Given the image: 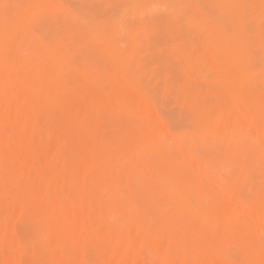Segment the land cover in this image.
<instances>
[{
	"label": "rangeland",
	"instance_id": "obj_1",
	"mask_svg": "<svg viewBox=\"0 0 264 264\" xmlns=\"http://www.w3.org/2000/svg\"><path fill=\"white\" fill-rule=\"evenodd\" d=\"M12 1L0 264H264V0Z\"/></svg>",
	"mask_w": 264,
	"mask_h": 264
},
{
	"label": "bare ground",
	"instance_id": "obj_2",
	"mask_svg": "<svg viewBox=\"0 0 264 264\" xmlns=\"http://www.w3.org/2000/svg\"><path fill=\"white\" fill-rule=\"evenodd\" d=\"M13 1H14V0H13ZM13 1H12V2H13ZM40 1H42V0H40ZM50 1H51V0H50ZM59 1H61V0H59ZM128 1H129V0H128ZM261 1H262V0H261ZM12 2H11V3H12ZM135 2H136V1H134V3H135ZM152 2H153V1H152ZM257 2H258V1H257ZM262 2H263V1H262ZM45 3H46V2H45ZM59 3H60V2H59ZM134 3H133V5H134ZM170 3H172V2H170ZM212 3H213V2H212ZM212 3H211V4H212ZM230 3H231V2H230ZM258 3H259V2H258ZM62 4H63V3H62ZM151 4H153V3H151ZM151 4H150V6H151ZM206 4H207V3H206ZM233 4H234V3H233ZM255 4H256V3H255ZM259 4H260V3H259ZM30 5H31V4H30ZM148 5H149V4H148ZM187 5H188V4H187ZM64 6H65V5H64ZM190 6H191V5H190ZM219 6H221V5L219 4ZM222 6H223V5H222ZM225 6H226V5H225ZM46 7H47V6H46ZM227 7H228V6H227ZM258 7H259V6H258ZM258 7H257V9H258ZM261 7L263 8L264 5L261 6ZM17 8H18V6H17ZM37 8H38V7H37ZM235 8H236V7H235ZM41 9H43V8H41ZM66 9H67V8H66ZM260 9H261V8H260ZM18 10H19V9H18ZM26 11H27V10H25V11H23V12H21V13H24V12H26ZM36 11H38V10H36ZM261 11H262V10H261ZM28 12H29V10H28ZM28 12H26V13H28ZM263 12H264V10H263ZM21 13H20V14H21ZM26 13H24L23 15L25 16ZM259 13H260V12H259ZM16 14H17V13H16ZM231 14H232V13H231ZM241 14H242V13H241ZM262 14H263V13H262ZM17 15L20 17V19H21V18L24 19L23 16H20L19 14H17ZM17 15H16V16H17ZM28 16H29V15L26 14L25 17H28ZM31 16H32V15H31ZM234 16H235V15H234ZM29 17H30V16H29ZM262 17H263V16H262ZM86 18H87V17H86ZM114 18H115V17H114ZM4 19L6 20V18H4ZM197 20H198V19H197ZM225 20H226V19H225ZM12 21H13V20H12ZM17 21H18V20H16V22H17ZM192 21H193V20H192ZM233 21H234V19H233ZM5 22H6V21H5ZM13 22H14V21H13ZM19 22H20V20H19ZM50 22H51V21H50ZM53 22H54V21H53ZM92 22H93V21H92ZM6 23H7V22H6ZM112 23H113V22H112ZM7 24H8V23H7ZM7 24H6V25H7ZM20 24H21V23H20ZM55 24H56V23H55ZM91 24H92V23H91ZM91 24H90V25H91ZM109 24H110V23H109ZM236 24L238 25L237 22H236ZM3 25H4V24H3ZM54 26H55V25H54ZM54 26H52V28H53ZM56 26H57V24H56ZM88 26H89V25H88ZM58 27H59V26H58ZM62 27H63V26H62ZM64 27H65V26H64ZM90 27H91V26H90ZM116 27H117V26H116ZM66 28H67V27H66ZM91 28H93V27H91ZM54 29H55V28H54ZM60 29H61V28H60ZM60 29H59V30H60ZM66 30H67V29H66ZM71 30H73V29H71ZM92 30H93V29H92ZM136 30H137V29H136ZM234 30H236V29H234ZM48 31H49V30H48ZM48 31H47V32H48ZM53 31H54V30H53ZM100 31H102V30H100ZM100 31H99V32H100ZM51 32H52V30H51ZM54 32H56V31H54ZM240 32H241V31H240ZM38 33H39V32H38ZM57 33H58V32H57ZM59 33H60V32H59ZM61 33H62V32H61ZM68 33H70V30H69ZM238 33H239V32H238ZM34 34H36V32H35ZM46 34L49 35V33H46ZM64 34H65V33H64ZM95 34H96V33H95ZM36 35H37V34H36ZM54 35H55V34H54ZM37 36H38V35H37ZM37 36H35V37L37 38ZM56 36H59V35L57 34ZM63 36H64V35H63ZM74 36H76V35H74ZM1 37H2V36H1ZM1 37H0V38H1ZM45 37H47V35H45ZM59 37H60V36H59ZM65 37H66V36H65ZM102 37H103V36H102ZM63 38H64V37H63ZM63 38H62V39H63ZM132 38H133V37H132ZM242 38H243V34H242V35H239V36L236 38V40H237V41H240V40H242ZM47 39H48V38H47ZM64 39H65V38H64ZM98 39H100V37H99ZM68 40L70 41V38H69ZM75 40H76V38H75ZM236 40H235V41H236ZM96 41H97V38H96ZM76 42H77V41H76ZM97 42H98V41H97ZM99 42H100V41H99ZM99 42H98V43H99ZM240 42H241V41H240ZM216 43H218V42H216ZM104 44H105V43H104ZM117 44H118V43H117ZM220 44H221V43H219V46H220ZM20 45H21V44H20ZM214 45H215V44H214ZM216 46H217V45H216ZM234 46H236V45H234ZM68 47H69V46H68ZM223 47H224V46H223ZM226 48H227V47H226ZM75 49H76V48H75ZM134 49H135V48H134ZM205 49H207V48H205ZM228 49H232V48H228ZM68 50H70V48H69ZM87 50H88V49H87ZM107 50H108V49H107ZM110 51H111V50H110ZM225 51H226V50H225ZM228 51H229V50H228ZM226 52H227V51H226ZM226 52H225V53H226ZM49 53H50V52H49ZM81 53H82V52H81ZM180 53H181V52H180ZM228 53H229V52H228ZM231 53H232V52H231ZM231 53H229V54H231ZM133 54H134V53H133ZM182 54H183V53H182ZM202 54H203V53H202ZM134 55H135V54H134ZM51 56H52V55H51ZM110 56H111V55H110ZM225 56H226V55H225ZM229 56H230V55H229ZM24 57H25V56H24ZM53 57H54V56H53ZM53 57H52V58H53ZM22 58H23V57H22ZM52 58H51V59H52ZM24 59H25V58H24ZM206 59H207V58H206ZM25 60H26V59H25ZM53 60H55V59H53ZM56 60H58V59H56ZM56 60H55V62H56ZM80 60H81V59H80ZM114 60H115V59H114ZM207 60H209V59H207ZM216 60H217V59H216ZM58 61L60 62V60H58ZM58 61H57V62H58ZM115 61H116V60H115ZM210 61H212V60H210ZM214 61H215V59H214ZM39 62H40V61H39ZM53 62H54V61H53ZM59 62H58V63H59ZM65 62H66V60H65ZM221 62H222V61H221ZM194 63H195V62H194ZM208 63H210V62H208ZM234 63H235V62H234ZM48 64H49V63H48ZM61 64H62V63H61ZM200 64H201V63H200ZM55 65H57V63H56ZM85 65H86V64H85ZM57 66H58V65H57ZM62 66H63V64H62ZM62 66H61V67H62ZM70 66H71V65H70ZM241 66H243V65H241ZM53 67H54V66H53ZM59 67H60V63H59V66L56 67V68H59ZM191 67H192V66H191ZM191 67H190V68H191ZM262 67H264V66H262ZM16 68H17V65H16ZM62 68H63V67H62ZM236 69H238V68H236ZM239 69H240L241 71H244V72L247 70L245 66H243L242 68H239ZM262 69H263V68H262ZM229 70H230V69H229ZM229 70H228V71H229ZM57 71H58V70H57ZM61 71H62V70H61ZM61 71H60V73H61ZM225 71H226V70H225ZM19 72H20V71H19ZM221 72H222V71H221ZM229 72H230V71H229ZM229 72L226 71V73H229ZM231 72H232V71H231ZM82 73H83V72H82ZM237 73H238V72H237ZM240 73H241V72H240ZM234 74H235V73H234ZM227 75H229L230 78L233 77V76L236 77V75H233V76H232V73H229V74H227ZM237 75H238V74H237ZM22 76H23V75H22ZM225 76H226V74H225ZM35 77H37V76H35ZM226 77H227V76H226ZM20 78H21V77H20ZM227 78H229V77H227ZM230 78H229V79H230ZM229 79H228V80H229ZM234 79H235V78H234ZM236 79H237V78H236ZM236 79H235V80H236ZM238 79H239V78H238ZM36 80H37V79H36ZM36 80H35V81H36ZM235 80H232V81H233L234 83H236ZM240 80H241V79H240ZM229 81H230V80H229ZM24 82H25V80H24ZM230 83H231V82H230ZM239 83H242V82H239ZM37 84H38V83H36V85H37ZM236 84H238V83H236ZM233 85H234V84H233ZM234 87H237V85H236V86L234 85ZM42 88H44V87H42ZM135 88H136V87H135ZM240 88H241V87H240ZM236 89H237V88H236ZM237 90H238V89H237ZM44 91H45V89H44ZM36 92H37V91H36ZM42 92H43V91H42ZM43 94H44V92H43ZM140 95H141V94H140ZM257 95H258V94H257ZM22 96H23V95H22ZM60 96H62V95H60ZM83 97H84V96H83ZM93 98H94V97H93ZM93 98H92V100H93ZM125 98H126V97H125ZM142 98H143V97H142ZM37 99H38V98H37ZM42 99H43V98H42ZM81 99H82V97H81ZM98 99H99V97H98ZM127 99H128V98H127ZM240 99H241V98H240ZM39 100H40V99H39ZM90 100H91V99H90ZM92 100H91V101H92ZM118 100H119V99H118ZM237 100H238V99H237ZM261 100H262V99H261ZM37 101H38V100H37ZM37 101L34 102V103H37ZM121 101H122V100H121ZM127 101L129 102V100H127ZM241 101H243V99H242ZM257 101H258V100H257ZM29 102H31V101L29 100ZM89 102H90V101H89ZM96 102H97V101H96ZM107 102H108V101H107ZM124 102H125V101H124ZM104 103H105V102H104ZM117 103H119V102H117ZM126 103H127V102H126ZM126 103H125V105H126ZM108 104H109V103H108ZM36 105H37V104H36ZM92 105H93V104H92ZM234 105H235V104H234ZM242 105H243V104H242ZM30 106H31V105H30ZM86 106H87V105H86ZM95 106H96V105H95ZM236 107H237V106H236ZM44 108H45V106H44ZM84 108H85V107H84ZM41 109H42V108H41ZM81 109H82V108H81ZM234 109H235V108H234ZM213 110H214V109H213ZM41 111H42V110H41ZM79 111H80V110H79ZM79 111H78V112H79ZM231 111H232V110H231ZM83 112H84V110H83ZM212 112H213V111H212ZM229 112H230V111H229ZM229 112H228V113H229ZM233 112H234V111H233ZM48 114H49V113H48ZM232 114H233V113H232ZM84 115H85V113H84ZM84 115H83V116H84ZM152 115H154V114H152ZM83 116H82V117H83ZM232 116H233V115H232ZM234 116L236 117V114H234ZM237 116H238V114H237ZM241 116H242V115H241ZM31 117H32V116H31ZM33 117H34V116H33ZM43 117H44V115H43ZM43 117H42V119H43ZM220 117H221V116H220ZM248 117H249V116H248ZM153 118H154V117H153ZM29 119H30V118H29ZM42 119H41V120H42ZM156 119H157V118H156ZM160 119H161V117H160ZM236 119H237V118H236ZM154 120H155V119H154ZM220 120H222V119L220 118ZM152 121H153V119H152ZM222 121H223V120H222ZM241 121H242V120H241ZM32 122H33V121H32ZM42 122H43V121H42ZM199 122H200V121H199ZM201 122H202V121H201ZM33 123H34V122H33ZM156 123H157V122H156ZM157 126H158V125H157ZM85 127H86V126H85ZM154 127H155V126H154ZM154 127H153V128H154ZM155 128H156V127H155ZM53 142H54V141H53ZM55 143H56V142H55ZM55 143H54V145H55ZM192 155H193V154H192ZM26 160H27V158H26ZM115 164H116V163H115ZM113 168H114V167H113ZM114 171H115V170H114ZM65 173H66V172H65ZM163 174H164V173H163ZM167 174H168V173H167ZM164 175H165V174H164ZM64 176H66V175H64ZM82 176H83V175L81 174V178H82ZM168 176H169V175H168ZM166 181H167V180H166ZM166 181H165V182H166ZM168 183H169V182H168ZM169 184H170V183H169ZM152 185H153V184H152ZM123 186H124V184H123ZM124 187H126V186H124ZM105 189H107V188H105ZM110 189H111V188H110ZM110 189H109V190H110ZM111 190H112V189H111ZM173 190H174V189H173ZM115 193H116V192H115ZM34 194H35V192H34ZM124 194H125V193H124ZM35 195L38 196V193L35 194ZM35 195H34V196H35ZM113 195H114V194H113ZM121 195H122V194H121ZM177 196H178V194H177ZM122 197H123V195H122ZM32 198H33V196H32ZM34 198H35V197H34ZM124 198H125V197H124ZM111 199H112V198H111ZM34 202H35V200H34ZM36 202H37V201H36ZM125 202H126V201H125ZM125 202H124V203H125ZM180 202H181V201H180ZM125 204H126V203H125ZM169 204H170V203H169ZM174 204H175V203H174ZM188 210H189V209H188ZM127 212H128V211H127ZM236 212L239 213L238 210H236ZM249 213H250V212H249ZM203 215H204V214H203ZM168 218H169V217H168ZM255 218H256V217H255ZM199 219H200V218H199ZM256 219H257V218H256ZM196 220H197V219H196ZM186 223H187V222H186ZM199 223H200V220H199ZM256 223H257V221H256ZM197 225H198V224H197ZM199 226H200V225H199ZM106 229H107V228H106ZM193 229H194V228H193ZM193 229H192V230H193ZM196 230H197V229H196ZM199 230H200V229H199ZM221 231L223 232V230H221ZM218 233H219V231H218ZM224 233H225V232H224ZM224 235H225V234H224ZM217 236H218V235H217ZM212 239H213V238H212ZM218 239H219V238H218ZM257 244H258V243H257ZM259 244H260V242H259ZM252 245H253V244H252ZM250 246H251V245H250ZM254 248H255V247H254ZM258 248H259V247H258ZM255 249H256V248H255ZM255 249H254V250H255ZM178 250H179V249H178ZM263 251H264V250H263ZM263 251H262V252H263ZM179 252H180V250H179ZM257 252H258V251H257ZM262 252H261V253H262ZM179 254H180V253H179ZM251 254H252V253H251ZM180 256H181V255H180Z\"/></svg>",
	"mask_w": 264,
	"mask_h": 264
}]
</instances>
